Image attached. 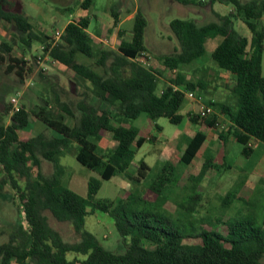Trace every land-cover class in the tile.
<instances>
[{
	"label": "trees",
	"instance_id": "1",
	"mask_svg": "<svg viewBox=\"0 0 264 264\" xmlns=\"http://www.w3.org/2000/svg\"><path fill=\"white\" fill-rule=\"evenodd\" d=\"M174 1L182 5L205 2ZM215 1L231 4L232 10L204 24L192 18H174L169 22L178 46L157 58L161 69L172 74L161 87L158 86L160 71L134 60L136 56L149 54L144 41L147 19L140 9L133 15L130 39L123 38V30L118 31L120 41L116 49L94 46L87 32L88 16L64 26L60 40L49 54L85 91L70 98L69 92L58 89L53 83L49 87L52 99L40 96L42 103L35 108L26 109L22 105L20 111L12 115L10 103L0 108V165L4 171L0 188L9 183L15 189L29 225L28 231L19 226L9 242L0 244V264H9L11 260L16 264H260L264 256V232L260 228H251L250 234H240L239 240H233L230 247L223 245L222 241L227 239L221 235L203 232L198 251L184 250L178 244L177 231L157 227L146 216L130 221L123 207L127 197L116 201L96 200L101 181H90L87 197L83 198L64 186L57 169L51 174L43 170V162L55 163L62 153L72 150L76 160L97 171L102 180L113 178L133 160L135 149L149 141L148 135L138 136L136 128L123 124L124 120L135 119L141 113H146L152 122L166 117L177 125L186 118L197 125L187 137L178 159L185 165L194 160L209 131L214 129L218 130L223 142L231 139L239 143L245 157L252 153L253 142L264 144V26L261 24L264 0H210V3ZM92 3L93 0H83L80 6L88 9ZM12 6L10 0H0V24L12 26L26 49L30 50L35 42L48 46L49 35L38 29L23 11L13 10ZM111 16L112 28H115L119 22L118 12L112 10ZM235 18L245 24L250 39L234 29ZM217 36L221 40L210 56L220 70L230 75L224 87L238 96V106L234 109L225 101L211 98L206 101L212 106V113L203 117L197 111L183 115L179 111L186 100L185 92L205 89V85L200 80L183 81L179 67L202 56L206 41ZM80 56L91 62L81 60ZM1 66L21 80L35 72L34 65L24 59V54H14L13 43L6 40H0ZM42 77L38 73L35 80ZM61 94H65L66 99H62ZM220 115L226 117V127L221 126L224 121ZM6 116H9L7 124L4 122ZM33 118L42 122L47 132L25 135L24 130ZM102 138L112 145L99 153L97 142ZM172 169L173 166L166 164L152 182L151 189L156 194L160 193L164 180L170 179ZM148 170L149 165L140 160L137 176L144 178ZM45 211L57 221L69 222L77 240L65 241L60 232L50 226ZM94 211L107 212L113 217L126 246L124 252L105 248L85 229V215ZM245 238H253L256 247L243 248L241 242ZM145 240L155 247H146ZM68 253L75 256L68 259Z\"/></svg>",
	"mask_w": 264,
	"mask_h": 264
},
{
	"label": "rangeland",
	"instance_id": "2",
	"mask_svg": "<svg viewBox=\"0 0 264 264\" xmlns=\"http://www.w3.org/2000/svg\"><path fill=\"white\" fill-rule=\"evenodd\" d=\"M10 1L13 2V10L23 11L38 29L48 35L62 29L69 21L88 16L90 19L88 30L94 46L103 45L111 49H116L120 41L119 30H123L124 39H130L133 24V20H123L118 30L113 29L111 11H117L118 20H122L127 14L140 9L147 19L144 41L151 56V66L160 71L159 80L163 83H167L172 74L161 69L157 58L161 54L172 52L173 48L178 46L169 28V22L174 18H192L198 24H204L216 20V15H225L232 10L229 3L219 1L210 3V0H204L201 5H182L174 0H93L88 9L80 6L83 0ZM261 24L264 26V14ZM233 27L239 34L250 39V32L241 19H233ZM103 38L107 39V43L100 41ZM0 40L13 43V53L24 54V59L35 68V72L29 78L21 80L14 73H7L4 66L0 67V108L8 105L10 99L16 95H19L20 103L26 109L35 108L36 104L42 103L40 96H50L52 99L49 87L53 83L58 85V89L69 92L70 98L85 91L81 85L70 79L67 69L60 63L50 65L46 71L39 69L36 57L41 43L35 42L30 50L26 49L20 43L15 30L8 24H0ZM220 40L221 37L217 36L206 41L204 54L191 63L181 65L178 72L181 73L183 81L203 82L205 89L195 90L196 95L202 96L203 100L223 98L236 109L238 96L224 87L230 76L221 75L223 71L210 56ZM79 58L91 62L90 59L81 56ZM262 58L264 75V51ZM192 65L200 67L193 68L195 66ZM38 73L43 77L35 80ZM161 81L159 87L162 85ZM61 97L66 99L67 96L61 94ZM193 103L196 102L186 97L179 112L183 115L193 112L194 110L190 109ZM226 120L223 116V123H226ZM4 122L6 124L9 122V116L5 117ZM123 124L136 128L138 136H149V141L146 140L135 149L133 160L123 172L109 180H102L97 171L80 164L72 150L62 153L54 164L43 162L44 172L51 174L57 169L61 173L64 186L83 198L87 197L90 181H101L95 195L96 200L116 201L121 197H127L124 199L123 207L130 221L134 222L140 219L137 217L146 216L148 221L157 227L177 231L180 235L178 244L184 250L198 251L203 232L221 235L227 239L222 241L226 247H230L233 240H239L240 234L252 233L251 228H260L264 232L262 142H253L252 153L245 157L241 154L239 143L233 140L228 143L221 141L218 130L214 129L209 131L207 140L194 160L185 165L178 162V159L187 137L197 129L196 124L185 118L176 125L170 123L166 117H158L152 122L146 113H141L135 119H126ZM42 131L47 132L44 124L33 118L25 128L24 134ZM111 145L108 139L102 138L97 142L98 152L109 150ZM140 160L149 165L144 178L137 176ZM166 164L173 166L171 176L169 180H164L160 193L156 194L151 185ZM253 171L261 176L260 184L254 185L249 182L255 177ZM2 178L4 171L0 165V180ZM89 208L88 206L87 209ZM44 213L50 226L58 230L65 241L77 240L69 222L57 221L48 211ZM19 226L25 231L29 229L24 208L16 196L15 189L9 183H5L0 188V244L9 242L11 235ZM84 227L94 234L105 248L117 253L125 251L126 246L109 213L94 211L86 214ZM143 243L148 248L155 247L154 243L147 240ZM241 244L247 250L256 247L253 238H245ZM74 256L73 253L66 255L68 259ZM9 264L16 263L11 260ZM260 264H264V256Z\"/></svg>",
	"mask_w": 264,
	"mask_h": 264
},
{
	"label": "built area",
	"instance_id": "3",
	"mask_svg": "<svg viewBox=\"0 0 264 264\" xmlns=\"http://www.w3.org/2000/svg\"><path fill=\"white\" fill-rule=\"evenodd\" d=\"M63 33V28L62 29H57L55 30L51 35H49V45H44L40 44L39 45V54L36 57L39 69L42 71H46L50 65H56L59 64V61L52 58L49 54L50 50L56 43L60 40L61 35ZM102 43H107V39L103 38L100 39ZM135 61L139 62L142 66L149 67L151 66V57L147 53L142 56H136L134 58ZM175 70L172 71L174 73ZM178 88L177 86H174V89ZM186 97L189 98L190 100H193L197 103L198 109L196 110L197 113L200 115V117L206 116L210 113L213 112V108L211 105L207 104V101L203 100L202 96L196 95L195 92L193 91H186L185 92ZM19 95H16L10 99V115L13 113H16L20 111L22 104L20 103ZM222 116V115H220ZM225 123H223L221 126H224Z\"/></svg>",
	"mask_w": 264,
	"mask_h": 264
},
{
	"label": "crops",
	"instance_id": "4",
	"mask_svg": "<svg viewBox=\"0 0 264 264\" xmlns=\"http://www.w3.org/2000/svg\"><path fill=\"white\" fill-rule=\"evenodd\" d=\"M133 15H134V12H132V13H130V14H127L122 20H119V22L117 23V26L115 27V28H113V29H119V24L123 21V20H132V18H133ZM64 28V27H63ZM87 32L90 34V36H91V33L89 32V30H88V28H87ZM263 59V58H262ZM192 66H195V67H193V68H198V67H200L199 65H192ZM193 68H191V69H193ZM221 75H223V76H228L229 74L227 73V72H222L221 73ZM230 76V75H229ZM161 81V80H160ZM161 83H163L162 81H161ZM216 100H218V101H225L223 98H218V99H216ZM190 109H193L194 111L195 110H197V105H196V103H193V105H192V107L190 108ZM221 118H223V115L222 116H220ZM227 122V121H226ZM221 141H222V139H221ZM232 140L231 139H228L227 141H225V143L227 142H231ZM251 146H252V149H253V143L251 144ZM261 158H263L264 159V149L262 150V157ZM54 164V163H53ZM252 173H254V175H255V177L253 178V180H251V181H249L250 183H252V184H254V185H257V184H260L259 182H260V178H261V176H259V174H258V172H256V171H253Z\"/></svg>",
	"mask_w": 264,
	"mask_h": 264
}]
</instances>
